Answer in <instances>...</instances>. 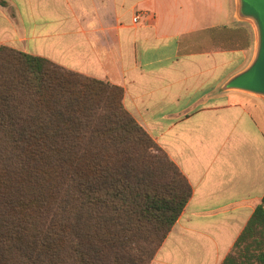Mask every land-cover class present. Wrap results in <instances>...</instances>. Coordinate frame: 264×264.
<instances>
[{
	"label": "crops",
	"instance_id": "1",
	"mask_svg": "<svg viewBox=\"0 0 264 264\" xmlns=\"http://www.w3.org/2000/svg\"><path fill=\"white\" fill-rule=\"evenodd\" d=\"M4 1L0 46L122 87L190 184L150 264H222L264 196V100L223 89L255 52L236 0Z\"/></svg>",
	"mask_w": 264,
	"mask_h": 264
},
{
	"label": "trees",
	"instance_id": "2",
	"mask_svg": "<svg viewBox=\"0 0 264 264\" xmlns=\"http://www.w3.org/2000/svg\"><path fill=\"white\" fill-rule=\"evenodd\" d=\"M123 96L0 46V264L154 259L192 188ZM222 264H264V196Z\"/></svg>",
	"mask_w": 264,
	"mask_h": 264
},
{
	"label": "water",
	"instance_id": "3",
	"mask_svg": "<svg viewBox=\"0 0 264 264\" xmlns=\"http://www.w3.org/2000/svg\"><path fill=\"white\" fill-rule=\"evenodd\" d=\"M237 16L253 27L256 44L249 65L227 80L224 90L250 93L264 100V0H236Z\"/></svg>",
	"mask_w": 264,
	"mask_h": 264
},
{
	"label": "rangeland",
	"instance_id": "4",
	"mask_svg": "<svg viewBox=\"0 0 264 264\" xmlns=\"http://www.w3.org/2000/svg\"><path fill=\"white\" fill-rule=\"evenodd\" d=\"M258 116L260 117L261 126L264 129V118H262V115H259V113H258Z\"/></svg>",
	"mask_w": 264,
	"mask_h": 264
},
{
	"label": "built area",
	"instance_id": "5",
	"mask_svg": "<svg viewBox=\"0 0 264 264\" xmlns=\"http://www.w3.org/2000/svg\"><path fill=\"white\" fill-rule=\"evenodd\" d=\"M138 19V16H135V20H137Z\"/></svg>",
	"mask_w": 264,
	"mask_h": 264
},
{
	"label": "bare ground",
	"instance_id": "6",
	"mask_svg": "<svg viewBox=\"0 0 264 264\" xmlns=\"http://www.w3.org/2000/svg\"><path fill=\"white\" fill-rule=\"evenodd\" d=\"M255 44H256V39H255Z\"/></svg>",
	"mask_w": 264,
	"mask_h": 264
}]
</instances>
